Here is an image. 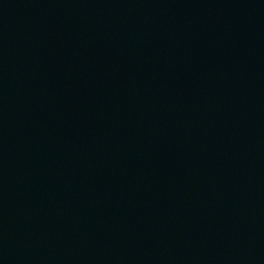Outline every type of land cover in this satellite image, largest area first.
Instances as JSON below:
<instances>
[{
	"label": "water",
	"instance_id": "obj_1",
	"mask_svg": "<svg viewBox=\"0 0 264 264\" xmlns=\"http://www.w3.org/2000/svg\"><path fill=\"white\" fill-rule=\"evenodd\" d=\"M0 264H264V0H0Z\"/></svg>",
	"mask_w": 264,
	"mask_h": 264
}]
</instances>
